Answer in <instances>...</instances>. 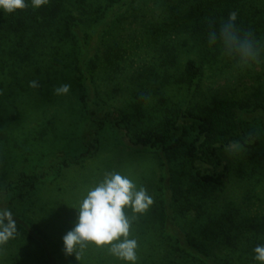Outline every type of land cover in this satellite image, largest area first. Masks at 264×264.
<instances>
[{
    "label": "rangeland",
    "instance_id": "1",
    "mask_svg": "<svg viewBox=\"0 0 264 264\" xmlns=\"http://www.w3.org/2000/svg\"><path fill=\"white\" fill-rule=\"evenodd\" d=\"M55 1L79 16L80 0ZM194 2L134 0L102 33L105 10L98 12V6L107 7L108 0H86L91 3L84 18L86 40L96 57L85 103L74 69L78 49L61 42L56 29L54 41L39 37L37 51L3 40L0 31V181L5 186L21 174L46 176L23 194L2 188L0 209L48 240L61 264H125L109 246L88 242L79 260L64 250L63 237L77 223L80 202L110 172L128 176L154 201L143 214L126 210L129 238L138 243L136 264H206L186 257L164 232L167 175L176 225L204 261L258 264L254 249L264 245V29L251 43L252 54L201 45L187 13ZM247 2L250 17L264 22V0ZM6 14L0 12V28ZM189 60L203 69L196 90L182 82ZM63 84L71 86L69 94L56 95L54 89ZM221 101L243 108L239 111L255 137L247 142L250 147L223 151L229 177L220 190H194L182 155L131 141L177 109L200 114ZM255 141L259 144L252 146ZM211 221L219 224L214 231L208 228ZM0 264L45 262L38 246L16 231L0 243Z\"/></svg>",
    "mask_w": 264,
    "mask_h": 264
},
{
    "label": "trees",
    "instance_id": "2",
    "mask_svg": "<svg viewBox=\"0 0 264 264\" xmlns=\"http://www.w3.org/2000/svg\"><path fill=\"white\" fill-rule=\"evenodd\" d=\"M132 1L134 0H108L107 7L98 6V12L105 10L102 13L104 18V23L101 26L102 33L119 10L128 7ZM27 3L28 7L25 10L6 14L2 21L3 27L1 25L0 28L2 34H5L3 40L15 41L19 43V46L37 51L39 37L50 36L54 41V29H56L61 42L78 49L74 69L78 75L77 79L81 82V99L85 103L86 97L84 96L87 95V91L93 89L91 70L94 69V57H96L95 47L89 46L85 33V28L88 25L84 18L91 13V3H86V0L78 2L79 16L73 15L61 2L55 0L40 9L32 8L31 0H27ZM249 5L247 0H195L187 11L188 17L193 23V36L201 45L208 46L214 43L216 48L222 47L227 52L239 55L246 53L242 46L245 43L251 46V43L264 29V22L256 21V18L250 17ZM233 12L236 13L237 19L235 25L229 27L228 18ZM61 32H63L62 36ZM202 76V67L195 61L189 60L184 67L182 82L187 84L190 90H196ZM242 109L238 103L222 101L205 108L200 114L187 113L177 109L175 112L172 111L174 112L172 116L165 117V121L161 125L132 136L131 141L136 146L149 148L164 155H182L184 168L191 174L190 182L194 190H220L229 177V166L223 159V151L233 145L250 147L247 142L253 139L251 136L255 137L254 131H251L249 127V122L239 111ZM104 124L102 121L100 128ZM96 142L95 139L91 145V148L95 150L97 149ZM258 144L259 142L255 141L252 146ZM91 153L90 150L85 156L89 157ZM45 178L46 176L42 174H21L18 180L9 181L5 186L0 181V190L3 188L6 193L23 194L43 183ZM165 181L167 183L164 185V194L167 196L169 192L168 198L163 201L165 234L175 239L180 252L186 257L210 264L194 251L192 248L194 245L187 240L176 225L172 205L173 196H170L174 191L169 186L168 175ZM174 197L177 199L176 195ZM11 213L16 221L17 231L22 233L28 241L38 246L45 264H61L60 257L53 250L49 241L22 218ZM218 226L219 224L214 221L208 224L209 230L212 231Z\"/></svg>",
    "mask_w": 264,
    "mask_h": 264
},
{
    "label": "clouds",
    "instance_id": "3",
    "mask_svg": "<svg viewBox=\"0 0 264 264\" xmlns=\"http://www.w3.org/2000/svg\"><path fill=\"white\" fill-rule=\"evenodd\" d=\"M49 0H31L34 9L44 7ZM28 7L27 0H0V12L16 13ZM236 13H231L229 27L235 25ZM227 33V30H225ZM211 36V34H210ZM211 43V40H209ZM244 50L252 54L250 44L245 43ZM31 87L36 88L33 81ZM70 85L63 84L54 89L56 95H67ZM154 201L143 187L137 185L126 175L118 172L106 173L104 179L79 204L77 223L63 237L64 250L67 255H80L88 242L97 247L109 246V251L125 264H136L137 240L129 238L131 219L126 210L131 208L135 214H143L149 210ZM17 231V224L10 210L0 209V243L9 240ZM255 260L264 264V245L254 249Z\"/></svg>",
    "mask_w": 264,
    "mask_h": 264
}]
</instances>
